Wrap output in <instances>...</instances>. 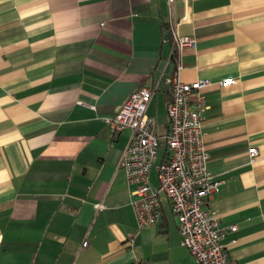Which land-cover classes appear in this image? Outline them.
<instances>
[{"label":"crops","instance_id":"obj_1","mask_svg":"<svg viewBox=\"0 0 264 264\" xmlns=\"http://www.w3.org/2000/svg\"><path fill=\"white\" fill-rule=\"evenodd\" d=\"M174 18L195 42L172 55ZM174 74L209 82L191 102L204 98L220 182L206 207L236 226L228 255L264 264V0H0V264H194L164 195L138 228L118 167L131 131L104 121L148 86L146 114L166 133Z\"/></svg>","mask_w":264,"mask_h":264},{"label":"built area","instance_id":"obj_2","mask_svg":"<svg viewBox=\"0 0 264 264\" xmlns=\"http://www.w3.org/2000/svg\"><path fill=\"white\" fill-rule=\"evenodd\" d=\"M174 1L167 0V3L171 6ZM176 25L174 18L169 27L172 55L195 42L191 36L178 35ZM166 82L169 86L166 133L161 134L156 119L146 114L154 94L148 86L134 90L113 116L104 118L114 134L125 128L131 131L118 167L132 187L131 205L137 226L149 227L159 219L162 194L177 217L180 243L193 256L194 264H237L229 257L224 242L226 234L236 226L220 227L217 216L206 207L218 194L220 182L207 169L208 156L201 132L202 112L206 109L204 98L198 96L193 104L191 95L209 82L184 83L177 74ZM160 147L165 148V153L157 165L158 186L152 188L149 173ZM248 153L251 158L258 154L254 147L249 148ZM96 207L104 206L97 203ZM128 241L131 242V238ZM82 245L86 246L87 242Z\"/></svg>","mask_w":264,"mask_h":264},{"label":"rangeland","instance_id":"obj_3","mask_svg":"<svg viewBox=\"0 0 264 264\" xmlns=\"http://www.w3.org/2000/svg\"><path fill=\"white\" fill-rule=\"evenodd\" d=\"M161 150V149H160ZM158 163H159V159H157V160H155L154 162H153V167H152V169H151V172H150V177H156V173L158 172V170H157V165H158Z\"/></svg>","mask_w":264,"mask_h":264}]
</instances>
